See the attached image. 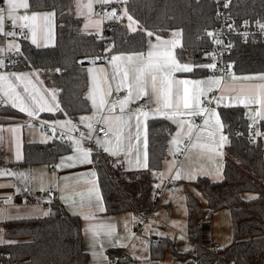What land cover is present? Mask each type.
I'll use <instances>...</instances> for the list:
<instances>
[{
	"label": "crops",
	"instance_id": "crops-1",
	"mask_svg": "<svg viewBox=\"0 0 264 264\" xmlns=\"http://www.w3.org/2000/svg\"><path fill=\"white\" fill-rule=\"evenodd\" d=\"M117 1L69 0L68 11L81 19L80 32H101L102 35L106 21L119 19L118 13L110 14ZM102 5L106 7V14ZM0 8L5 10L0 26V107L7 105L19 117L17 122L0 124V149L7 163L0 167V173H4L0 175V222L47 215L50 212L48 207L23 204L24 195L34 193L42 197L45 204L60 205L79 216L87 264H112L108 253L111 249H119V254L126 256L128 262L124 264L147 262L148 245L152 237L158 236L171 238L177 251H192L194 242L186 231L184 188L191 190L205 206L206 202L192 182L197 177L212 181L223 178L228 137L219 108L241 107L252 128L250 137L260 140L264 147V132L256 125L264 120V73L237 75L232 72L224 77L187 75V71L182 70L186 64L179 63L175 56L180 32L172 30L166 37L149 39L143 52L112 54L89 64L88 113L79 115L76 120L66 116L43 117V114L57 112L56 91L36 68H4L3 54L19 50L22 40L36 47L53 46L54 12L19 9L14 14L13 24L7 17L6 0H0ZM22 15H35L36 19L24 21L19 18ZM127 26L131 31L137 29V23H128ZM167 38L171 41L166 42ZM153 72L157 85L155 92L149 77ZM213 92H216L215 96L211 95ZM185 95L189 104L187 108L184 107ZM203 98L207 102H202ZM165 100L169 104L167 107ZM156 117L168 119L174 128L167 136V156L162 161L158 179L149 184L146 191L142 180L146 169L145 123ZM34 119L38 122L32 125ZM95 123L108 130L106 137L97 138L96 152L120 159L123 181H134L131 185L137 200L155 199L154 210H143L142 213L105 211L94 153L82 149L73 136H92L91 125ZM45 124L52 130L59 128L70 134L66 139L69 152L58 156L49 166L9 165V162L22 159L25 141L47 143L51 140L42 132ZM221 137L225 139L221 140ZM183 141H188V147L181 152L179 146ZM156 189L160 192L157 193ZM253 196L243 194L247 199ZM212 227L213 241L217 246L231 242V218L227 208L213 214ZM178 260L181 259L167 253L160 263L177 264L175 261Z\"/></svg>",
	"mask_w": 264,
	"mask_h": 264
},
{
	"label": "trees",
	"instance_id": "trees-1",
	"mask_svg": "<svg viewBox=\"0 0 264 264\" xmlns=\"http://www.w3.org/2000/svg\"><path fill=\"white\" fill-rule=\"evenodd\" d=\"M28 10L54 12L55 44L36 47L26 40L20 43V55L9 69L36 68L56 91L58 110L43 117L66 116L76 120L90 111L86 97L87 66L112 54L143 52L149 39L180 32L175 49L179 63L190 64L187 75H210L211 41L202 36L218 23L216 0H125L127 14L137 23L131 31L124 18L106 21L102 35L80 32L81 19L70 14L69 0H28ZM120 6V5H118ZM227 13L235 24L264 27V0H228ZM152 33V35H148ZM229 63L237 75L264 73V36L255 34L243 41L231 36ZM228 143L223 178L212 181L197 177L192 183L206 205L184 188L187 211V236L194 242L192 251H177L168 236L152 237L148 260L136 264H161L167 253L194 264H264V147L250 137L249 125L241 107L218 109ZM19 120L18 113L2 105L0 124ZM264 132V120L256 124ZM174 125L164 117L145 123L146 169L142 177L147 191L158 179L162 161L167 156V136ZM68 140L52 137L47 143L27 142L22 159L11 166L52 165L58 156L69 152ZM105 211L154 210L155 199H136L130 190L134 181H123L122 161L101 152L93 154ZM0 149V167L7 163ZM141 184V186H143ZM132 189V188H131ZM250 193L252 198H244ZM133 196V197H132ZM149 198V197H148ZM146 202V203H145ZM227 208L231 218V242L217 246L212 237V216ZM1 223L4 241L0 243V264H87L82 247L81 222L77 214L52 204L44 216L6 219ZM110 257L119 249L108 251Z\"/></svg>",
	"mask_w": 264,
	"mask_h": 264
},
{
	"label": "built area",
	"instance_id": "built-area-1",
	"mask_svg": "<svg viewBox=\"0 0 264 264\" xmlns=\"http://www.w3.org/2000/svg\"><path fill=\"white\" fill-rule=\"evenodd\" d=\"M217 2V17L218 23L215 25L213 29L205 30L202 33V36L208 38L212 43V48L210 50L211 57V65H215V67H211L209 69V73L215 77H224L233 72L232 66L229 63V55L231 53V36L236 34L240 35L243 41H246L247 38L251 35H261L264 36V27L256 26L252 27L248 24H235L233 20H231L227 13L228 0H216ZM20 51H5L3 54L4 59V68H11L14 66L16 62V58L19 57ZM212 96L216 95V92L211 93ZM202 102H207L206 99H201ZM140 103V102H139ZM143 104V101L141 102ZM37 119H34L32 125L37 123ZM91 130L93 131L92 136H78L73 135L79 141V145L82 149L96 153L98 142L97 138H104L108 135L107 128L100 124L95 123L91 125ZM42 132L44 135L49 137L60 138L66 140L69 138L70 134L61 131L59 128L50 129L48 124H45L42 127ZM188 147V141H183L179 146L181 152H184ZM170 183H174L170 181ZM157 193L160 192L159 189H156ZM23 204L25 205H42L45 204L42 197L38 194H25L23 197ZM112 264H118L120 261L123 263H127L128 259L122 253L117 257H113L110 259ZM187 264H194L192 259L187 260Z\"/></svg>",
	"mask_w": 264,
	"mask_h": 264
},
{
	"label": "snow or ice",
	"instance_id": "snow-or-ice-1",
	"mask_svg": "<svg viewBox=\"0 0 264 264\" xmlns=\"http://www.w3.org/2000/svg\"><path fill=\"white\" fill-rule=\"evenodd\" d=\"M105 2H108V0H105ZM7 3V17L9 19H12L13 24H15V19H14V14L17 12V10L19 9H28L29 4H28V0H6ZM4 12L5 10L0 8V26H2L3 21H4ZM21 20L27 21L29 19L35 20L36 16L32 15L31 17H29L28 15H22L19 17ZM129 19H131V17H129ZM0 31H2V27H0ZM7 35H10V33H7ZM148 35H152V33H149ZM35 42V41H33ZM149 56H151V53L149 54ZM113 59H118L117 57H114ZM211 67H215V65H211ZM155 70H159V69H155ZM184 71H189L190 69L187 66H184V68L182 69ZM149 77H150V81H151V87L152 90L155 92L157 90V85H156V76L153 73H149ZM0 79H2V77H0ZM139 79V77H138ZM122 104L124 103L123 101L121 102ZM165 106H169L168 101L165 100ZM184 107H189L188 104V100H187V95H185V102H184ZM21 111H24L23 108H21ZM29 115H32L31 112L28 113ZM145 116L147 115V113H143ZM225 139L224 137H221V140ZM4 173H0V175H3Z\"/></svg>",
	"mask_w": 264,
	"mask_h": 264
},
{
	"label": "rangeland",
	"instance_id": "rangeland-1",
	"mask_svg": "<svg viewBox=\"0 0 264 264\" xmlns=\"http://www.w3.org/2000/svg\"><path fill=\"white\" fill-rule=\"evenodd\" d=\"M121 1H123V0H118L117 1V4L116 5H113L114 7H112L111 9V13L110 14H116V13H118L116 16L118 17V18H120V17H124L125 19H126V23H127V25H128V23H136V21L133 19V18H131V19H129V15L127 14V12H126V8H125V5H124V3L123 4H121L120 2ZM125 1V0H124ZM123 1V2H124ZM118 5H120V6H118ZM100 8V7H99ZM102 8H103V12L106 10V7H105V5H102ZM120 11H119V10ZM101 10V9H100ZM106 12L107 11H105L104 12V14H106ZM132 26V25H131ZM134 30V29H133ZM174 31H178V30H173L172 32H174ZM100 34H101V32H100ZM100 34L99 33H97L96 35L97 36H100ZM166 42H170L171 41V38H167L166 40H165ZM153 42H151L150 44H152ZM1 45V44H0ZM1 58V57H0ZM106 59V58H105ZM3 61H4V59H3ZM186 66L188 67V68H190L191 67V65L190 64H186ZM40 71V70H39ZM41 72V71H40ZM131 72V70H129L128 71V74ZM42 74V73H41ZM45 78V77H44ZM46 79V78H45ZM48 80V79H47ZM69 134V133H68ZM3 160H4V162L6 163V159H5V156H3ZM132 188V187H131ZM130 188V190H132ZM29 194H34V193H29ZM202 196V195H201ZM42 207L44 208V207H48V208H50V206L48 205V204H42ZM2 238H3V230H2V227H1V223H0V242H1V240H2ZM112 258V257H111ZM188 260V259H187ZM187 260H178V261H175L177 264H183V262H185L186 261V263H184V264H187ZM118 264H124L123 262H119Z\"/></svg>",
	"mask_w": 264,
	"mask_h": 264
}]
</instances>
